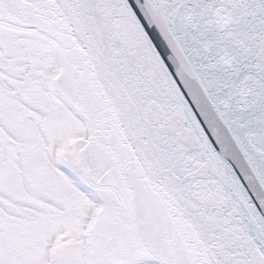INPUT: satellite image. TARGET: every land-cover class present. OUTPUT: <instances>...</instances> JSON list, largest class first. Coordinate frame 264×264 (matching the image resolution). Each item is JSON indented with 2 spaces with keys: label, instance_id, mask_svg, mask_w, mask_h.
Masks as SVG:
<instances>
[{
  "label": "snow or ice",
  "instance_id": "1",
  "mask_svg": "<svg viewBox=\"0 0 264 264\" xmlns=\"http://www.w3.org/2000/svg\"><path fill=\"white\" fill-rule=\"evenodd\" d=\"M0 264H264V0H0Z\"/></svg>",
  "mask_w": 264,
  "mask_h": 264
}]
</instances>
